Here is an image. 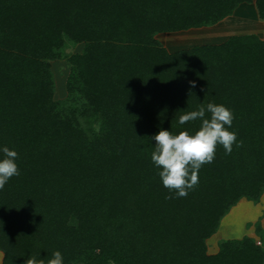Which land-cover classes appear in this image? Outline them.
<instances>
[{
	"label": "trees",
	"instance_id": "16d2710c",
	"mask_svg": "<svg viewBox=\"0 0 264 264\" xmlns=\"http://www.w3.org/2000/svg\"><path fill=\"white\" fill-rule=\"evenodd\" d=\"M241 3L264 21V0H0V149L17 152L20 172L0 189V264L54 251L63 264H264L252 236L206 250L238 201L264 193V35L174 51L156 38L214 25ZM68 43L82 48L66 53ZM209 102L232 111L242 146L218 144L176 197L152 137L197 130L178 117Z\"/></svg>",
	"mask_w": 264,
	"mask_h": 264
},
{
	"label": "clouds",
	"instance_id": "9594fccd",
	"mask_svg": "<svg viewBox=\"0 0 264 264\" xmlns=\"http://www.w3.org/2000/svg\"><path fill=\"white\" fill-rule=\"evenodd\" d=\"M190 84L195 86L194 81H190ZM233 119L232 111L223 104L209 102L178 117L180 125L199 120L200 126L197 130H181L173 134L161 128L153 135L155 144L151 161L159 170L162 184L169 192L174 191L176 197H186L188 191L199 182V169L205 163L214 161L218 144L223 146L226 154H231L233 144L242 146V141H237L236 133L228 130ZM0 151L3 153L0 158V189H3L8 180L18 176L20 172L15 163L17 152L6 146ZM23 264H63V256L60 251H54L47 259L28 256Z\"/></svg>",
	"mask_w": 264,
	"mask_h": 264
},
{
	"label": "rangeland",
	"instance_id": "374dc122",
	"mask_svg": "<svg viewBox=\"0 0 264 264\" xmlns=\"http://www.w3.org/2000/svg\"><path fill=\"white\" fill-rule=\"evenodd\" d=\"M255 33L260 38L264 35V21L259 19L253 3H241L233 13L211 26L191 28L176 32H162L156 38L168 51L188 48L195 44H216L227 37L236 34ZM82 44H69L65 52H79ZM51 70L55 82V97L61 98L65 94V79L68 73L66 61L58 59L51 62ZM264 193L258 202L246 199L238 201L221 219L216 232L206 240V250L214 253L218 244L224 239L240 238L244 235L252 236L264 244L256 234V222L259 221L261 230H264ZM2 252L0 251V259Z\"/></svg>",
	"mask_w": 264,
	"mask_h": 264
},
{
	"label": "crops",
	"instance_id": "0c3cea01",
	"mask_svg": "<svg viewBox=\"0 0 264 264\" xmlns=\"http://www.w3.org/2000/svg\"><path fill=\"white\" fill-rule=\"evenodd\" d=\"M2 256V255H1ZM2 258V257H1ZM0 261H1V259H0Z\"/></svg>",
	"mask_w": 264,
	"mask_h": 264
}]
</instances>
